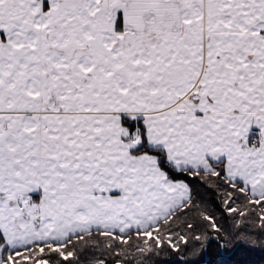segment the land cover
<instances>
[{
  "label": "snow or ice",
  "instance_id": "6c2138e0",
  "mask_svg": "<svg viewBox=\"0 0 264 264\" xmlns=\"http://www.w3.org/2000/svg\"><path fill=\"white\" fill-rule=\"evenodd\" d=\"M264 251V0H0V264Z\"/></svg>",
  "mask_w": 264,
  "mask_h": 264
},
{
  "label": "trees",
  "instance_id": "16d2710c",
  "mask_svg": "<svg viewBox=\"0 0 264 264\" xmlns=\"http://www.w3.org/2000/svg\"><path fill=\"white\" fill-rule=\"evenodd\" d=\"M202 264H264V251L220 253L213 245L203 256Z\"/></svg>",
  "mask_w": 264,
  "mask_h": 264
}]
</instances>
